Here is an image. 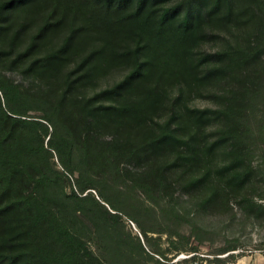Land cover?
<instances>
[{
	"label": "trees",
	"instance_id": "16d2710c",
	"mask_svg": "<svg viewBox=\"0 0 264 264\" xmlns=\"http://www.w3.org/2000/svg\"><path fill=\"white\" fill-rule=\"evenodd\" d=\"M0 67L28 81L0 69V264H119L89 241L90 179L67 188L121 164L147 167L151 200L179 195L199 245L204 214L264 224V0H0Z\"/></svg>",
	"mask_w": 264,
	"mask_h": 264
},
{
	"label": "rangeland",
	"instance_id": "374dc122",
	"mask_svg": "<svg viewBox=\"0 0 264 264\" xmlns=\"http://www.w3.org/2000/svg\"><path fill=\"white\" fill-rule=\"evenodd\" d=\"M30 36L28 34L22 38L23 47L28 44ZM3 67L0 69L15 82L28 83L22 72L12 71L10 68L5 70ZM126 74L127 70L124 68L113 71L101 80V86L113 85L122 80ZM194 105L205 107L209 103L206 100H196ZM145 171L147 167L144 164L131 163L121 164L118 170L96 172L83 170L82 176L79 173L68 176L73 177L71 186L67 188L69 194L71 188L78 192L76 178L90 179L89 187L91 188L80 196L88 195L95 199L84 204V208L85 220L93 231V234H89V241L98 255L119 264H189L183 259L178 260L177 255L191 247L201 248L204 253L210 255L217 254L218 250L227 246L225 237H229L228 239L238 237L242 245L238 252H242L244 256L264 254V224H248L244 232H240L236 226L225 230L222 224L224 218L210 214H204L198 218L199 224L211 233L202 235L205 239H202L203 242L199 245L195 236H192L191 226L187 225L182 218L183 208L178 194L172 198L162 197V194L156 193L153 194L154 200H151V187L142 188L132 180V177H142ZM171 177H177V175ZM83 182L86 183L87 180L83 179ZM174 206L175 210L172 209ZM144 231L147 232L148 240H145L142 235ZM115 237L116 241L123 245V253L126 252V254L122 253L113 260ZM130 237L134 240L133 242ZM134 238L141 241L147 254H138L134 246L136 242ZM189 238L190 244L186 245ZM127 251H133L138 255L131 259Z\"/></svg>",
	"mask_w": 264,
	"mask_h": 264
},
{
	"label": "built area",
	"instance_id": "2783aa9c",
	"mask_svg": "<svg viewBox=\"0 0 264 264\" xmlns=\"http://www.w3.org/2000/svg\"><path fill=\"white\" fill-rule=\"evenodd\" d=\"M226 256L227 255H210L208 253H204V251L200 248L196 252H182L177 255V259H183L189 264H216L214 262L215 258L223 259Z\"/></svg>",
	"mask_w": 264,
	"mask_h": 264
},
{
	"label": "crops",
	"instance_id": "0c3cea01",
	"mask_svg": "<svg viewBox=\"0 0 264 264\" xmlns=\"http://www.w3.org/2000/svg\"><path fill=\"white\" fill-rule=\"evenodd\" d=\"M236 264H264V254H251L244 256Z\"/></svg>",
	"mask_w": 264,
	"mask_h": 264
}]
</instances>
